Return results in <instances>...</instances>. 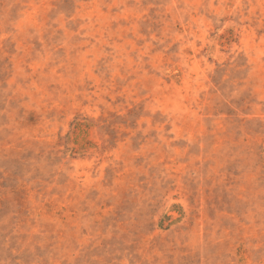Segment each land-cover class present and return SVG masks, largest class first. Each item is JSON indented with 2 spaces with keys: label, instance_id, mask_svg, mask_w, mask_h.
I'll use <instances>...</instances> for the list:
<instances>
[{
  "label": "rangeland",
  "instance_id": "374dc122",
  "mask_svg": "<svg viewBox=\"0 0 264 264\" xmlns=\"http://www.w3.org/2000/svg\"><path fill=\"white\" fill-rule=\"evenodd\" d=\"M0 264H264V0H0Z\"/></svg>",
  "mask_w": 264,
  "mask_h": 264
}]
</instances>
